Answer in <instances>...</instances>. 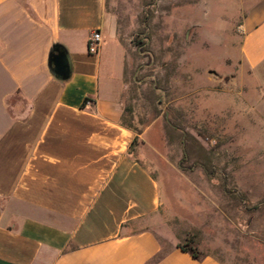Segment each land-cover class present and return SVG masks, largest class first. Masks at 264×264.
<instances>
[{
    "label": "crops",
    "instance_id": "0c3cea01",
    "mask_svg": "<svg viewBox=\"0 0 264 264\" xmlns=\"http://www.w3.org/2000/svg\"><path fill=\"white\" fill-rule=\"evenodd\" d=\"M242 23L244 66L264 70V0ZM105 0H0V264H226L165 247L141 226L162 205L143 136L121 120L123 77L100 87ZM55 45L66 79L52 74ZM139 143L133 150V138Z\"/></svg>",
    "mask_w": 264,
    "mask_h": 264
},
{
    "label": "rangeland",
    "instance_id": "374dc122",
    "mask_svg": "<svg viewBox=\"0 0 264 264\" xmlns=\"http://www.w3.org/2000/svg\"><path fill=\"white\" fill-rule=\"evenodd\" d=\"M255 0H105L100 87L142 139L162 205L141 226L226 264H264V70L244 66ZM139 137L131 145L133 150Z\"/></svg>",
    "mask_w": 264,
    "mask_h": 264
},
{
    "label": "water",
    "instance_id": "95a60500",
    "mask_svg": "<svg viewBox=\"0 0 264 264\" xmlns=\"http://www.w3.org/2000/svg\"><path fill=\"white\" fill-rule=\"evenodd\" d=\"M49 69L58 78L66 79L70 73L68 55L58 45H55L49 54Z\"/></svg>",
    "mask_w": 264,
    "mask_h": 264
},
{
    "label": "built area",
    "instance_id": "2783aa9c",
    "mask_svg": "<svg viewBox=\"0 0 264 264\" xmlns=\"http://www.w3.org/2000/svg\"><path fill=\"white\" fill-rule=\"evenodd\" d=\"M101 43V34L100 31H93L88 39V51L97 52Z\"/></svg>",
    "mask_w": 264,
    "mask_h": 264
},
{
    "label": "trees",
    "instance_id": "16d2710c",
    "mask_svg": "<svg viewBox=\"0 0 264 264\" xmlns=\"http://www.w3.org/2000/svg\"><path fill=\"white\" fill-rule=\"evenodd\" d=\"M136 140V136L133 138V142ZM177 246L179 247V248H181L182 250H184V251H188L193 257H195V258H199L200 256L196 253V252H194V251H192V250H190L189 248H187L185 245H183V244H179V243H177Z\"/></svg>",
    "mask_w": 264,
    "mask_h": 264
}]
</instances>
